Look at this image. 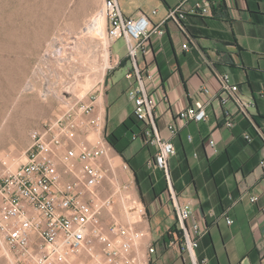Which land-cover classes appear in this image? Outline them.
Wrapping results in <instances>:
<instances>
[{"label":"crops","instance_id":"1","mask_svg":"<svg viewBox=\"0 0 264 264\" xmlns=\"http://www.w3.org/2000/svg\"><path fill=\"white\" fill-rule=\"evenodd\" d=\"M197 1L118 0L126 17L137 18L139 13H144L155 23L162 22L168 10L184 3L186 28L182 30L175 22H168L163 37H152L148 55L161 80V88L150 91L157 101L156 129L161 138L172 142L177 150L169 167L172 172L176 170L175 184L183 189L175 193L181 202L192 205L194 220L205 222L208 228L197 251L201 259H208V264H264V168L261 166L264 142L254 138L251 142L254 147L240 146V138L245 133L252 134L256 124L264 127V0H212L214 15L206 18L192 15L191 10ZM153 10H158L157 16H152ZM184 44H188V50L183 49ZM111 53L114 72L98 94L96 104L97 110L103 111L107 117L109 134L135 111L134 104L127 99L130 86L127 72L119 75V69L126 67L128 60L126 57H114L112 50ZM224 73L231 75L233 82L240 86L241 95L245 100L253 101L255 106L248 109L247 115L236 112L235 126L228 129L223 117L224 108L214 100L208 108L206 122H191L177 138H171L168 126L177 120L180 110L197 100L207 99L200 94L202 87L210 90L211 97L217 96L221 90L218 76ZM209 139L216 141L218 154L211 152L207 145ZM144 145L128 157L130 147L124 157L138 171H147L155 176L158 170L154 165V154L144 153ZM235 145L242 149L236 160L244 163L251 158L248 166L251 167L255 161L258 164L252 166L246 177L237 173L224 179L221 183L222 206L210 181H205L199 191L195 189L187 166L197 173L194 180H198L204 175L207 161H213L226 148ZM101 162L105 166L112 164L113 174L100 187V195L105 198L114 194L113 183L131 191V196H128L131 203L138 201L144 204L148 214L145 218L144 214L135 213L140 220L134 221V227L144 233L139 248L147 251L148 245L154 244L163 250V236L177 224L169 194L154 197L145 183L141 194L133 170L123 169L121 162L125 163L124 158L114 149ZM183 167L186 170L177 174V169ZM119 193H115L113 214L118 220H125L124 207L128 206L121 199L123 196H118ZM255 196L258 201L252 203L251 198ZM225 212L234 221L232 225L221 217ZM113 214L103 213L102 221L106 226L112 223ZM168 249L169 254H179L184 261L190 262L177 247ZM167 255L155 256L153 264H161Z\"/></svg>","mask_w":264,"mask_h":264},{"label":"built area","instance_id":"2","mask_svg":"<svg viewBox=\"0 0 264 264\" xmlns=\"http://www.w3.org/2000/svg\"><path fill=\"white\" fill-rule=\"evenodd\" d=\"M214 2L199 0L192 15L211 17ZM107 23V40L112 45L120 39L127 42V60L130 69L126 78L130 82L127 99L135 106L134 114L146 123L142 132L134 135L154 149V165L158 171L168 170L170 159L176 155L175 145L161 138L156 129L157 101L151 90L161 88L155 66L149 62L151 39L163 37L168 22H175L184 30L182 21L187 13L184 3L168 10L165 19L155 23L148 15L139 13L128 18L118 0H104ZM158 10L152 11L157 16ZM188 50V44L183 45ZM220 93L211 97L208 88L202 87L200 99L180 110L177 120L168 126L171 138H177L191 122L208 120V108L215 101L223 109L225 127L235 126V114H248L255 106L241 95L240 86L230 74H219ZM80 108L69 109L64 115L45 124L42 130L30 133V145L20 164L9 169L3 162L0 168V261L5 264H153L158 249L148 245L143 257L137 249L144 233L134 225H123L113 214L115 194L100 195V187L110 179L113 165L102 164L113 150L107 141V117L97 110V97L91 95ZM86 118V120L80 118ZM264 139V129H257ZM80 134L84 139L80 140ZM91 135V136H90ZM95 135L97 138L89 139ZM249 142L253 138L244 134ZM191 140V137H189ZM213 154H218L216 141L207 143ZM7 158L11 157L8 155ZM5 160V159H4ZM264 168V161L261 162ZM123 169L130 170L123 162ZM114 184V183H113ZM170 202L177 219V230L172 234L169 248L177 247L191 264H208L198 256L202 238L208 233L205 222L194 220L190 203L179 200L170 192ZM258 198L252 197L255 203ZM133 209L147 217L144 204L136 201ZM112 213V223L106 226L103 213ZM228 225L234 221L223 213Z\"/></svg>","mask_w":264,"mask_h":264},{"label":"rangeland","instance_id":"3","mask_svg":"<svg viewBox=\"0 0 264 264\" xmlns=\"http://www.w3.org/2000/svg\"><path fill=\"white\" fill-rule=\"evenodd\" d=\"M106 43L104 0H0V168L3 162L12 167L23 158L32 131L42 130L69 109L77 111L89 96H98L114 72L111 50L114 57L128 54L127 42L120 39L110 49L107 45L108 58ZM129 67L128 62L119 75ZM142 146L141 139L135 141L127 156ZM112 186L133 209L131 191ZM124 212L122 224L140 220L135 211ZM145 251L139 248L141 257ZM168 251L158 249L157 257L168 254L161 264H191Z\"/></svg>","mask_w":264,"mask_h":264},{"label":"trees","instance_id":"4","mask_svg":"<svg viewBox=\"0 0 264 264\" xmlns=\"http://www.w3.org/2000/svg\"><path fill=\"white\" fill-rule=\"evenodd\" d=\"M214 15V10H213ZM212 15V16H213ZM196 16V15H195ZM211 16V17H212ZM201 17V16H198ZM206 18V17H201ZM182 26L185 29V21H182ZM181 28V27H180ZM146 126V123L143 121H140L138 117L135 114H132L128 117L127 120H125L116 130H114L112 133H110L107 136V141L112 146V148L124 158V161L128 164L130 169L133 170V173L135 175L137 186L139 187V191L142 194V184H148L149 187L152 190V194L154 197H159L162 194H169L172 191H180L183 188H180V186H176V170L171 171L170 167L168 170L164 171H158L157 175L153 176L147 171H138L133 165L130 160H127L124 157V153L127 149L131 147V145L134 142V135L138 132H142ZM264 129V127H260L256 124V126L253 127V133L250 134L251 137L258 138L261 141L264 142V139L259 135L257 129ZM240 143L242 147H245L247 145H250L251 147H254V143L249 142L243 137L240 138ZM239 145H235L232 147H228L225 149L224 152H222L216 159L213 161H207V164L205 166L204 175L201 176L198 180H194L197 173H194V171L190 170L187 166V169L189 171V174L191 176V180L196 190H200L204 182H211V186L215 188L219 201L222 199V187L221 183L224 181L225 178L230 176H235L237 173H241L244 177L248 176L252 171V166H256L258 164L257 161L253 163V165L250 167L248 166V161L251 159L246 160L244 163H241V160H236L240 153L241 148ZM153 148L149 145H144L142 148V151L144 153L154 154ZM254 153H257V150L254 149ZM256 155V154H255ZM186 169L183 167L182 169H177L178 172L185 171ZM220 204L222 206L224 203L221 201ZM204 210V206L202 207ZM223 211V210H222ZM222 213V212H221ZM177 230V224H174L172 228L163 236L162 238V246L163 250L167 249L170 242L173 240L172 234L176 232Z\"/></svg>","mask_w":264,"mask_h":264},{"label":"bare ground","instance_id":"5","mask_svg":"<svg viewBox=\"0 0 264 264\" xmlns=\"http://www.w3.org/2000/svg\"><path fill=\"white\" fill-rule=\"evenodd\" d=\"M108 43V44H107ZM107 43L105 44V52H107V56H108V58H109V54H108V48H107V45H108V47H109V49H110V44H109V42H108V40H107ZM108 68H109V66H108ZM106 69H107V66L105 65L104 66V74H103V77L105 76V72H106ZM103 80V79H102ZM96 138H97V135H96ZM20 162H21V160H18L16 163H15V165L14 166H8V168L9 169H11V170H14L19 164H20Z\"/></svg>","mask_w":264,"mask_h":264}]
</instances>
